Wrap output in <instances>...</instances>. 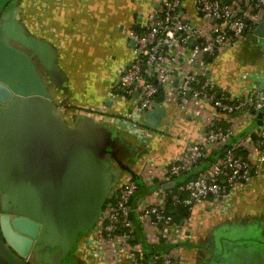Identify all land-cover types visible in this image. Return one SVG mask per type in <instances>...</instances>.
<instances>
[{
    "label": "crops",
    "instance_id": "obj_1",
    "mask_svg": "<svg viewBox=\"0 0 264 264\" xmlns=\"http://www.w3.org/2000/svg\"><path fill=\"white\" fill-rule=\"evenodd\" d=\"M154 6L153 0H0V79L18 93L0 102V214L41 225L21 263L113 264L101 250L100 226L123 182L133 179L140 185L130 200L138 251L131 261L117 244L122 264H154V247L181 264H264V161L257 143L264 111L223 114L199 101L195 114L191 104L180 106L179 95L170 101L161 94L164 113L151 128L146 111L136 109V95L110 98L133 58L130 33L144 26ZM182 15L203 32L213 26L197 15L194 0H183ZM254 29L205 57V77L219 92L264 91V37L251 35ZM12 105L32 119L29 130L17 124ZM227 125L234 135L212 150V160L244 152L257 174L232 187L223 205L209 196L187 207L170 238L161 226L141 222L135 211L142 205L189 197L178 185L210 162L174 180L169 165L207 128ZM0 264L16 263L0 251Z\"/></svg>",
    "mask_w": 264,
    "mask_h": 264
},
{
    "label": "built area",
    "instance_id": "obj_2",
    "mask_svg": "<svg viewBox=\"0 0 264 264\" xmlns=\"http://www.w3.org/2000/svg\"><path fill=\"white\" fill-rule=\"evenodd\" d=\"M156 2L147 15V22L140 30H133L130 38L134 43L131 63L120 70L112 86L111 99L135 96L136 109L152 110L159 106V96L170 100L179 95L180 106L190 107L200 113L199 101L217 108L220 113H244L251 108L264 111V91L255 88L243 96H232L219 92L215 84L205 77L204 59L217 56L226 47L235 44L252 30L264 12V0H194V8L202 19L213 21L212 28L202 31L191 26L182 15L183 0H153ZM258 93L257 99L252 95ZM132 127L143 132L141 124L133 121ZM234 127L213 126L207 128L196 143L189 144L185 151L168 167L171 179L180 177L184 169L193 167L198 161L207 159L212 150L223 146L234 135ZM257 143L261 150L259 160L264 161V129L258 132ZM257 171L243 156L229 152L219 161L211 163L199 175L182 181L178 190L189 197H173L175 204L186 207L200 203L213 196L224 204L229 190L248 180ZM139 183L130 179L123 182L113 205L105 209L100 229L104 244L101 250L113 264H122L115 246L126 252L135 261L138 249L133 246L135 233L133 209L130 200L139 190ZM141 222L161 226L163 235L170 238L174 216L167 202L144 204L136 209ZM155 264H181L166 249L153 252Z\"/></svg>",
    "mask_w": 264,
    "mask_h": 264
},
{
    "label": "water",
    "instance_id": "obj_3",
    "mask_svg": "<svg viewBox=\"0 0 264 264\" xmlns=\"http://www.w3.org/2000/svg\"><path fill=\"white\" fill-rule=\"evenodd\" d=\"M227 3H231V0H227ZM262 16L263 19H261L259 23L256 24L251 35L264 37V13ZM15 93L18 94L7 84V82L0 79L1 103H9ZM10 110L15 116L17 124L20 127L27 130L31 128V124L33 123L32 119L26 117L20 108L12 105ZM163 113V106L155 107L152 110H147L146 125L151 128H156V125L159 123ZM37 128H39V125H37ZM40 229V223L27 216H12L7 213L0 214V251L14 263L23 264L21 263V258L28 257L34 240L38 238Z\"/></svg>",
    "mask_w": 264,
    "mask_h": 264
},
{
    "label": "trees",
    "instance_id": "obj_4",
    "mask_svg": "<svg viewBox=\"0 0 264 264\" xmlns=\"http://www.w3.org/2000/svg\"><path fill=\"white\" fill-rule=\"evenodd\" d=\"M235 155L236 156H243V157H245V158H247L246 157V154L244 153V152H238V153H235ZM213 158L211 157V156H209L207 159H203V160H200V161H198L196 164H198L199 162H201V161H204L205 162V160H208L210 163L209 164H211L212 162H214L213 160H212ZM207 167V166H206ZM205 167V168H206ZM204 168V169H205ZM203 169V170H204ZM202 170V171H203ZM182 174V173H181ZM189 179H191V178H189ZM188 180V179H187ZM172 197L173 196H170V197H168V200H167V208H168V210L170 211V213L174 216V220L175 221H179L183 216H184V212H185V210L187 209V207L186 206H184L183 204H175L174 202H173V199H172ZM180 197L181 198H183V197H185V196H183V195H180ZM134 219V218H133ZM162 250V249H165L164 247H154L150 252H151V254L153 255V252H155L156 250ZM155 264V263H154Z\"/></svg>",
    "mask_w": 264,
    "mask_h": 264
}]
</instances>
